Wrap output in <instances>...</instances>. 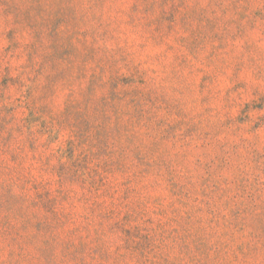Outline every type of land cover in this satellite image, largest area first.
Returning a JSON list of instances; mask_svg holds the SVG:
<instances>
[{"label": "rangeland", "instance_id": "374dc122", "mask_svg": "<svg viewBox=\"0 0 264 264\" xmlns=\"http://www.w3.org/2000/svg\"><path fill=\"white\" fill-rule=\"evenodd\" d=\"M0 264H264V0H0Z\"/></svg>", "mask_w": 264, "mask_h": 264}]
</instances>
